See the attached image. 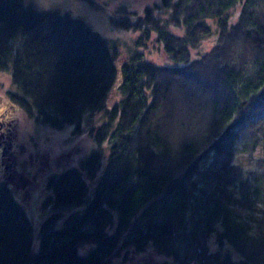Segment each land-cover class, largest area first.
<instances>
[{
  "label": "trees",
  "instance_id": "16d2710c",
  "mask_svg": "<svg viewBox=\"0 0 264 264\" xmlns=\"http://www.w3.org/2000/svg\"><path fill=\"white\" fill-rule=\"evenodd\" d=\"M127 3L111 23L144 48L155 36L172 64L113 54L69 13L0 0L17 102L97 145L48 179L39 233L0 184V264H125L149 249L166 264H264V0Z\"/></svg>",
  "mask_w": 264,
  "mask_h": 264
},
{
  "label": "rangeland",
  "instance_id": "374dc122",
  "mask_svg": "<svg viewBox=\"0 0 264 264\" xmlns=\"http://www.w3.org/2000/svg\"><path fill=\"white\" fill-rule=\"evenodd\" d=\"M99 8L89 3L88 0H25V3L42 11H58L69 13L72 17L83 20L92 29L99 32L107 41L113 54H129V58L136 52H142L148 60L156 64L170 65L173 61L166 56L155 36L147 41V48L139 46L136 38L140 33L115 27L110 21L113 9L120 4L128 2L135 9L142 10L146 6H152L159 0H95ZM212 41L203 42L201 50L211 48ZM197 55L196 52H194ZM126 57V56H125ZM125 60V59H124ZM16 88L12 84L9 71H0V111L6 106H12L7 121L16 119L14 131L13 158L14 168L17 173L16 180L29 176L32 182L27 183L24 191L15 193L18 201L28 213L34 229L39 233L40 225L51 212V207L44 206L46 198L51 195L46 183L48 179L60 174L66 169L76 166L80 160L97 147L89 132L85 130L75 131L73 125H67L64 129H55L36 118L17 102L14 95ZM119 97L117 90L110 93L112 104ZM98 124L102 116H95ZM1 168V166H0ZM22 171V173H20ZM23 176H22V175ZM22 178H21V177ZM0 172V184L2 182ZM20 188V187H19ZM39 242L36 241V248ZM84 250H81V253ZM170 260L154 250L134 255L125 264H166Z\"/></svg>",
  "mask_w": 264,
  "mask_h": 264
},
{
  "label": "flooded vegetation",
  "instance_id": "af4514ba",
  "mask_svg": "<svg viewBox=\"0 0 264 264\" xmlns=\"http://www.w3.org/2000/svg\"><path fill=\"white\" fill-rule=\"evenodd\" d=\"M11 110L12 106H6L5 109L0 111V172L2 173L3 184L13 193H20L21 190L24 191V187L27 183L32 182V180L26 175L24 176V181H21V179L16 180L18 179L17 173L19 172L14 168L15 159L13 158L14 154L12 152L15 133L10 127L15 128L17 122L16 119L7 121ZM20 173H22V171H20Z\"/></svg>",
  "mask_w": 264,
  "mask_h": 264
}]
</instances>
